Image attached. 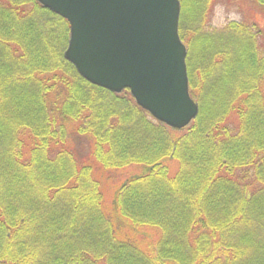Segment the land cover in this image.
I'll list each match as a JSON object with an SVG mask.
<instances>
[{
	"label": "trees",
	"instance_id": "trees-1",
	"mask_svg": "<svg viewBox=\"0 0 264 264\" xmlns=\"http://www.w3.org/2000/svg\"><path fill=\"white\" fill-rule=\"evenodd\" d=\"M213 1L179 0L199 110L174 130L78 75L65 19L0 0V264H264L263 33L209 28Z\"/></svg>",
	"mask_w": 264,
	"mask_h": 264
},
{
	"label": "water",
	"instance_id": "water-1",
	"mask_svg": "<svg viewBox=\"0 0 264 264\" xmlns=\"http://www.w3.org/2000/svg\"><path fill=\"white\" fill-rule=\"evenodd\" d=\"M65 19L64 58L88 83L135 103L172 129L198 114L189 95L179 0H36Z\"/></svg>",
	"mask_w": 264,
	"mask_h": 264
},
{
	"label": "rangeland",
	"instance_id": "rangeland-1",
	"mask_svg": "<svg viewBox=\"0 0 264 264\" xmlns=\"http://www.w3.org/2000/svg\"><path fill=\"white\" fill-rule=\"evenodd\" d=\"M246 19L255 22L261 29L264 40V14L254 6L252 0H215L210 6V12L208 14V25L211 29H220L227 25L229 22L243 23ZM134 172L137 170H133ZM177 171V164L172 161L169 164V173L174 174ZM124 174H120V178L124 177ZM119 182V176L116 174L114 177H109L105 174L101 179L102 190L106 204L110 201L112 190L115 183ZM151 236L155 231L150 232ZM158 234L154 235L156 238Z\"/></svg>",
	"mask_w": 264,
	"mask_h": 264
}]
</instances>
